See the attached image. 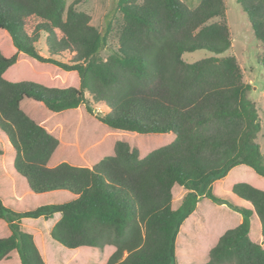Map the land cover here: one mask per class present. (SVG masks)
I'll list each match as a JSON object with an SVG mask.
<instances>
[{
	"label": "trees",
	"instance_id": "trees-1",
	"mask_svg": "<svg viewBox=\"0 0 264 264\" xmlns=\"http://www.w3.org/2000/svg\"><path fill=\"white\" fill-rule=\"evenodd\" d=\"M80 1L0 0V32L14 46L9 57L0 50V133L14 151L10 167L29 193L70 196L13 210L4 197L5 184L0 185V264L12 259L46 264L41 249L54 263L42 239L23 221L55 216L48 236L66 249L113 246L106 264H178L176 255L182 264L190 256L178 234L202 198L226 205L241 219L218 237L202 264H264V190L245 181L230 186L249 208L212 190L239 165L264 178L251 86L236 57L224 54L231 44L225 0H199L195 6L182 0H114L117 25L108 20L100 30L78 9ZM238 3L264 49V0ZM112 30L116 45L102 57ZM42 37L46 55L36 48ZM199 49L212 55L184 60V53ZM65 51L71 54L67 60L61 58ZM19 53L76 75L74 86L7 79ZM258 63L264 70V54ZM25 99L53 113L83 106V113L112 133L173 137L143 156L119 139L111 154L90 166L75 165L56 156L62 142L55 130L22 109ZM93 103L103 104L105 111H96ZM7 164L1 161L0 172ZM174 187L185 190L175 208ZM254 214L258 243L250 239Z\"/></svg>",
	"mask_w": 264,
	"mask_h": 264
},
{
	"label": "rangeland",
	"instance_id": "rangeland-1",
	"mask_svg": "<svg viewBox=\"0 0 264 264\" xmlns=\"http://www.w3.org/2000/svg\"><path fill=\"white\" fill-rule=\"evenodd\" d=\"M72 1L66 0V4L69 5ZM182 1L189 6H195L199 0ZM225 5L226 19L231 34V44L224 54H233L236 57L244 80L251 86L248 96L255 103L260 123L257 141L260 145V150L264 153V70L258 63V58L263 56L264 49L255 38L247 14L241 8L238 0H225ZM114 6V0H81L77 5L78 9L86 11L90 15L91 23L99 30L104 28L105 22L108 20H110L112 27L117 25L120 13L116 12ZM7 39V35L0 32V50L3 55L9 57L14 53V46L8 43ZM116 40L115 31L112 30L108 37V44L101 52L102 57H106L110 53V47L116 45ZM44 45V37H42L37 42L36 48L41 54L46 55ZM210 55L212 53L209 50L199 49L184 53L183 58L187 62H194ZM70 57L71 54L67 51L61 54L63 60H67ZM18 58L17 63L7 71V79L11 81L29 80L48 87L74 86L76 75L66 73L51 64L39 63L23 53H19ZM93 105L96 111H105L103 104L93 103ZM21 107L31 118L49 126L52 131H56V137L62 142V148L58 150L56 156L66 157L62 160L75 165L90 166L101 157L111 154L115 141L119 139L127 140L130 142V146L139 148L140 155L143 156L149 149L158 147L173 137V134L170 133L151 135L136 133L134 136L130 135L131 133L129 134V132L119 130H113L116 132L112 133L100 127L99 122L85 113V111L83 113V106L53 113L32 99H25ZM69 141H73V143L68 144ZM0 149L3 150V154L0 155V164L1 161H8L6 170L0 172V185L3 186L5 184L4 192L7 193H4V197L7 204L13 210L34 208L46 203L63 202L62 198L70 197L68 193H58L57 196L54 194L35 195L31 192L29 193L25 180L19 175L18 178L15 177L14 171L11 169L12 166L10 167L14 151L9 146L7 138L1 133ZM229 173L227 179L214 182L212 190L235 204L249 208L250 205L248 203L239 201L231 193L230 186L237 181H245L264 190V178L258 176L253 170L244 165L234 167ZM7 178L9 180L6 183L5 180ZM13 179L16 180L13 181ZM12 187L14 188L12 189ZM172 193V206L175 208L185 194V190L181 187H174ZM238 216L237 212L231 210L226 205L214 204L210 200L202 198L197 205V213L186 222L181 234H178L180 235L179 237L188 243L187 251L190 256L182 264H202L207 261L209 249L226 229L237 225ZM53 219L47 221L43 219H26L23 221L34 231L39 240L42 239V242L45 244L48 254L54 262L50 263V258L41 249L46 264H106L107 258L114 250L113 246L107 245L102 249L89 247L77 251L66 249L52 242L48 236L47 228ZM259 227L258 219L254 214L251 217L250 239L257 243L260 238ZM23 230L27 231L26 229ZM3 233L4 231L0 227V237H3ZM179 251L177 243V254ZM191 257L192 260H190ZM176 258L177 263L181 264L178 262L177 255ZM12 260L13 262H10V264L14 263V259Z\"/></svg>",
	"mask_w": 264,
	"mask_h": 264
},
{
	"label": "crops",
	"instance_id": "crops-1",
	"mask_svg": "<svg viewBox=\"0 0 264 264\" xmlns=\"http://www.w3.org/2000/svg\"><path fill=\"white\" fill-rule=\"evenodd\" d=\"M46 126V125H45ZM46 128H49L48 126H46ZM0 196H3V194H2V192L0 191ZM241 221V219L239 218L238 219V222H240Z\"/></svg>",
	"mask_w": 264,
	"mask_h": 264
}]
</instances>
